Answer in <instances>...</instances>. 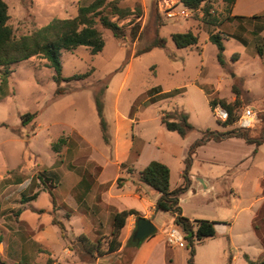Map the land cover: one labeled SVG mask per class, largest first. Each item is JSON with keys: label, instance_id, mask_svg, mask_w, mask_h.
Returning a JSON list of instances; mask_svg holds the SVG:
<instances>
[{"label": "rangeland", "instance_id": "rangeland-1", "mask_svg": "<svg viewBox=\"0 0 264 264\" xmlns=\"http://www.w3.org/2000/svg\"><path fill=\"white\" fill-rule=\"evenodd\" d=\"M6 1L11 18L9 23L17 35L43 26L53 18L73 17L75 6L87 2L80 0L76 5L70 3L52 11L42 0ZM135 2L140 3L143 10L139 21V40L119 41L109 30H103L104 46L98 54L91 55L85 47L60 51L63 80L54 81L51 78L52 69L39 57L13 65L11 71L1 79L0 124L6 126H0V206L10 218L7 221L14 232L19 231L20 226L12 214L31 206L30 203H20L22 196L39 195L53 186L37 176L54 173L57 176L56 184L66 177L67 182L73 185V174L81 177L89 173L93 176V189L82 203L75 201L76 188L71 192L59 184L57 192L61 199H52L57 209L52 215L64 225L67 239L74 240L80 232L81 223L70 222L74 235L64 217L72 214L79 203L83 212L87 213L83 215L88 219L85 231L93 239H90L91 242L100 240V249L104 251L114 210L106 202L100 203V193L107 186L103 189L94 180L100 174L101 165L114 160L115 134L124 131V136L132 139L135 146L131 158L120 162L118 168L113 164H104V178L118 172V177L107 180L109 184L113 183L116 187L118 178L132 177L144 190L154 193L140 183L137 174L130 169L136 170L149 160L167 161L170 184L173 186L178 182V168L183 169L185 160L189 158L190 174L208 178L212 186L207 192L194 187L195 180L191 177V187L180 196L182 199L178 205L181 209L198 213L201 219L225 225H217V234L213 239L200 245L195 242L193 255L187 245L176 248L173 251V264H189L190 261L193 264H229V256L239 252L241 254L232 264H247L243 253L256 261L260 246L250 225V215L253 205L258 204L257 181L261 171H264V134L262 145L253 155L252 146L234 140L208 142L200 150L196 148L191 157L188 152L190 145L200 139L205 131L222 133L236 129L233 125L223 126L214 117L208 104L211 99L228 103L237 98L240 108L254 109L255 124L241 131L251 138L260 137L264 125V0H236L230 14L221 0H211L207 3L209 12L216 18L218 26L206 24L204 21L207 17L201 9L181 14L177 0H122L120 6L132 7ZM169 11L173 15H168ZM228 14L230 17L226 19ZM29 15L34 16L35 20ZM17 20L22 21L17 23ZM188 31L197 36L198 43L190 48H177L171 34ZM211 34L221 37L224 48L222 65L216 59V46L208 41ZM157 36L164 39L163 47L134 55ZM258 48L263 49L262 55L257 53ZM87 71H91V74L86 78L66 79ZM57 90L60 92L58 96L55 95ZM97 100L101 104V117L98 115ZM176 111L186 113L188 122L194 127L184 138L166 130L160 122L161 116ZM25 113H35V120L23 125L20 117ZM59 138L68 141L70 149L64 147L58 156L51 151L50 145ZM205 158L217 162H203ZM235 159L243 162L235 165ZM130 160L135 162L131 164ZM45 198L48 199L37 200L34 205L49 208L50 198ZM261 207L263 212L255 224L264 235V206ZM26 218L31 220L30 217ZM149 220L155 232L150 238L137 242L140 246L174 225L165 228L171 223L172 215L160 210ZM135 221L131 228L126 226L122 231L119 237L121 246L114 254L90 259L78 244L75 245L77 254L91 264H127L134 249L125 248V244L134 230ZM48 231V246L62 261L60 264H68L63 261L64 241L58 228L50 226ZM229 237L233 242L230 248L227 243ZM157 242L158 239L154 241V247ZM154 247L151 251L147 249L150 252L147 253L150 259L147 264H159L157 260H151L157 252ZM26 250L30 255L44 253L45 258L49 259V252L40 246L28 244ZM72 252L76 262L83 264L79 255ZM39 253L34 255L36 263L42 259ZM263 261L264 253L258 263Z\"/></svg>", "mask_w": 264, "mask_h": 264}, {"label": "trees", "instance_id": "trees-1", "mask_svg": "<svg viewBox=\"0 0 264 264\" xmlns=\"http://www.w3.org/2000/svg\"><path fill=\"white\" fill-rule=\"evenodd\" d=\"M122 0H92L89 4L79 5L76 14L73 17L59 19L53 18L47 24L33 28L30 32L17 35L15 29L8 23L9 14L8 6L4 0H0V81L11 71V67L17 63L28 61L31 58L39 57L46 61V66L51 68L53 75L51 78L58 82L63 80L61 77L62 65L59 59V53L62 50H73L78 47H85L89 49L91 55L98 54L103 46V30H109L112 36L119 41L129 40L131 42L139 40L141 36L140 18L143 10L140 3L135 2L132 7L120 6ZM211 0H178V3L184 8L196 11L201 9L207 19L206 24L218 26L216 18L212 17L209 12V3ZM225 5L227 13L231 10L236 0H221ZM229 14L226 19H229ZM204 16V18H205ZM171 39L177 48H190L196 46L198 38L192 32L173 33ZM208 41L213 43L216 48L217 62L222 65L223 45L219 34H211ZM164 39L156 37L149 45L136 51L134 55H140L148 52L155 47H163ZM257 53L262 55L263 49L258 48ZM91 71H87L81 75H75L71 79H83L88 77ZM2 82V81H1ZM60 94L59 90L55 95ZM98 115L101 117V104L99 100L96 102ZM210 108L219 104L228 113V119L221 122L223 126L227 127L233 125L237 120L239 113L243 109L240 108V102L235 98L232 102H225L223 100L211 99L208 100ZM35 113H25L20 117L23 125L29 124L35 120ZM161 124L168 131L176 132L181 138H184L189 132L194 130V127L188 122L187 114L182 111H176L173 114H164L160 118ZM5 127V124H0ZM103 129V123L101 121ZM264 125L261 130L259 138H251L247 136L245 131L241 129H233L222 133H213L205 131L202 137L194 141L190 147L188 155L191 157L194 150L207 141L219 142L225 138L237 137L241 138L247 144H252L255 147L263 143ZM65 139L59 138L56 142L51 143V150L59 153L62 146L65 145ZM185 166L181 173L182 183L171 189L170 188V172L169 168L162 162L153 160L149 162L142 170L137 173L138 181L158 195L155 201V211H164L172 215L173 223L181 230L185 244L190 247L191 255H193V244L203 243L206 239L215 237V225L217 222L206 219L189 220L181 215L179 208L180 196L188 189L190 182L188 179V171L190 160L187 158L184 162ZM124 179L118 178L117 185L121 187ZM27 198L29 201L33 199ZM134 216L136 219L142 217L133 209H125L115 212L111 219V231L105 241V249L101 251L100 240L95 243L85 235L75 237L74 240H68L66 236V229L61 221L53 220L52 223L58 227L60 235L64 240H68L67 248L76 251L75 245H81L85 255L89 258L95 259L104 254H114L120 248L121 244L119 237L126 227L127 219ZM260 218L256 217L255 220ZM254 223L252 228L264 246V235L261 234L259 228ZM264 230V229H263ZM140 244L137 241H132L131 236L125 244V248L138 249ZM77 252V251H76ZM133 255V254H132ZM132 255L128 258L127 264L132 261ZM247 264H257L252 261L247 255L243 254ZM52 262V261H50ZM189 264H193L191 261ZM258 264H264L258 263Z\"/></svg>", "mask_w": 264, "mask_h": 264}, {"label": "crops", "instance_id": "crops-1", "mask_svg": "<svg viewBox=\"0 0 264 264\" xmlns=\"http://www.w3.org/2000/svg\"><path fill=\"white\" fill-rule=\"evenodd\" d=\"M4 1L6 2L7 6H8V2L6 0H4ZM42 1L45 5H49V7L52 9V11H57V10L61 9L63 6L68 5L70 3L76 5V3L80 0H42ZM86 1H87L86 4H89L92 0L91 1L86 0ZM177 2H178V0H177ZM77 7H78V5L75 6V14H76ZM50 16H52L51 13H50ZM29 17H32V19L35 20L34 16L29 15ZM10 19L11 18L9 16V21H10ZM9 21H8V23H9ZM19 21H22V20H17V23ZM115 137H116V139H115V144H114V149H113L114 160L104 162L101 165L100 174L94 180V181H97L98 186H101L103 189H104L105 185L107 186V188L105 190L102 189L103 191L100 193L99 201L102 204H103V202L104 203L106 202L107 204H109L110 206H108V207H110L114 210L113 214L115 212H119V211H122L125 209H133V210L137 211L140 214V216L145 217L147 219H152V217L156 214V211L154 208H155V201L158 197V195L155 191H154V193H150V192L144 190L142 188V186H140L138 183H136L135 182L136 180H134L132 177L124 178V181H123V184L121 187H118L117 185L115 187L113 185V183L109 184V182L107 180L108 179L110 180L111 178L118 177V172L112 177L104 178V174H103L104 164L105 165L106 164H108V165L113 164L115 167L118 168L120 162L125 161V160H129V158H131L132 149L135 146V143L132 139H128L124 136V131L120 134L119 133L115 134ZM229 140L238 141V142L244 143L246 145L252 146V148H253L252 149V155L258 150V147H259V146L255 147L252 144H247L241 138L230 137V138H225L219 142L207 141L204 144H202L201 146L197 147L196 150L198 151L201 148L205 147V145L208 142L220 143V142L229 141ZM64 147L67 150L70 149L68 141L65 143L64 146H62L59 153H56L58 156L61 154L62 149ZM50 149H51V145H50ZM236 159L238 160L239 158H236ZM237 160L234 162L235 165L243 162V160H240V161H237ZM135 161H137V159ZM135 161H133V162L131 161V164H133ZM151 161H153V160H149L148 162L143 163L140 167H137V169L134 171L137 173L138 171L142 170ZM202 161L207 162L209 164L217 162V161H215V159H209V158L202 159ZM161 162L164 163L169 168L167 161H161ZM183 169L178 168V171H177V174L179 176L178 182L173 186H171V184H170L171 189L179 186L182 183L181 173H182ZM190 171L191 170L189 168L188 179H189L190 185L188 188L191 187V181H192L191 177H193L195 180V182H194L195 186L194 187L198 186L199 188L204 189L206 192L208 190L212 189V186L209 185V179L208 178H205L202 176L191 175ZM169 172H170V169H169ZM73 175H74L72 177L73 185H71V183L67 182L68 179L66 177H63L62 180L60 179V182L58 184H56L55 179H57V176H55L54 173H52L49 176H47L45 174L43 176H40V177L37 176V178L40 179L41 181L48 182L49 185H53V186H51L50 189L43 190L39 195L37 193H35V194H32L31 196H28L26 198L22 196V198L20 199V203L21 204H29L30 203L31 206H25L23 209L16 210L12 214L13 218H15V221L20 226V230L17 232L13 231L12 226L9 224V221H7V220H10L9 216L7 214H5L6 211L0 206V264H60L62 262V261L60 262V258L56 257V255L52 252V250L50 249V247L48 246V243H47L48 242L47 232L50 233L48 231L50 226L51 227L55 226L52 223V221L53 220L60 221V220L56 219L54 217V215H52V212H55L57 210L56 208H54L55 205H54L53 200L55 199V197L57 198L56 200L61 199L59 192H57V188L59 187L60 183L63 184V186L71 192L75 191V188H76L77 189V195H76L77 200H75V201L76 202L79 201L80 203H82L85 196L89 195L93 189V184H92L93 182H91L93 176H90L89 173L83 174V175H81V177L76 176L75 174H73ZM169 183H170V180H169ZM32 196L34 197L33 199H31L29 201L26 200L27 198H31ZM45 197L50 198L49 208H46V207L42 208V207H38V206L34 205L37 200L39 201V200L44 199L46 201V199H48V198H45ZM181 199L182 198L179 199V204L181 202ZM256 199H257L258 204L253 205V207H252L253 210H252L251 215H250L251 228H252V224L254 223V220L256 219V217L260 216L261 215L260 213L263 212V210H262L263 207L259 208L261 205L264 206V171L263 170L261 171L260 177L257 181V198ZM77 204H78L77 207H75L72 210L73 213L68 214V216L64 217V218L68 221V224L72 227V233L73 234H74V227L70 224V222L73 221L74 223H78V224L81 223L80 224V227H81L80 232L78 235L74 234L75 236L85 235L89 239L93 240L90 237V235L84 229L85 227H87L88 219L86 218V216H83V215H87V213H86V211H84L85 212V214H84V212L82 210L83 208H80L79 203H77ZM258 208L261 210H259ZM54 209H55V211H54ZM180 211H181V215L186 217V218L188 217L189 220L201 219L199 217L198 213H196V212L191 213V211H186L183 208L182 209L180 208ZM25 214H26V216L24 217ZM32 216H35V218H36V216H38V217H37V219H35ZM26 217H30L31 220L27 219ZM135 219L136 218L134 216H130L127 219L126 226H128V228H131V224L135 221ZM215 222H217V224L215 225V232L217 234V230H216L217 225L222 224L224 226L225 224L218 222V221H215ZM171 224H174L173 219L171 220V223H169L168 225H165V228ZM253 232H254V230H253ZM164 233L161 235L156 234L151 240L141 244V246H139L138 249H135L134 252L132 253L133 254L132 255V261L130 264H138V263L147 264V262L150 261V259L147 258V253L153 249L154 241L156 239H158V242H157V244H155L154 248H156L157 252L152 257L151 260H153V261L157 260V262L159 264H173L172 263L173 256H174L173 251L176 249V247H170L166 244L164 237H163ZM40 234H41V237H38ZM59 235H60V231H59ZM36 237H38V241H41L42 243L36 241L35 240ZM60 238L63 239L61 237V235H60ZM148 238H150V237H148ZM213 238H211V239H213ZM256 239H257L259 246H260V254H259V257L256 261H254V260H252V261L258 263V260L260 259V257H262L264 252H263V244H262L261 240L257 236H256ZM206 240H209V239H206ZM63 241H64L63 246H62L63 247L62 252L64 255L63 261H65L68 264H78L76 262V258L74 256L72 250H69L67 248V243L65 242L64 239H63ZM227 241H228L227 242L228 247L229 248L232 247L233 246L232 239L229 237L227 239ZM203 243H201V244H203ZM28 244L40 246L44 250L48 251L49 252V255H48L49 259L45 258L46 256H44L45 255L44 253L37 252L35 254H38V253L42 254V259L38 260L36 263L34 261V255L35 254L32 253L30 255L26 250V246H28ZM185 247H186V245H185ZM147 249H149V251H147ZM74 252H76V251H74ZM76 254H77V252H76ZM149 254H150V252H149ZM240 254H241V252H239L237 254L230 255L229 256V260H230L229 264H232L233 261L235 260V258L237 256H239ZM243 254H245V253H243ZM78 255L79 254H77V256ZM78 258L82 260V261L81 260L80 261L83 262V264H91V263H88V261H84V259L80 255ZM90 259H92V258H90ZM50 261H52V262H50ZM259 263H262V262H259Z\"/></svg>", "mask_w": 264, "mask_h": 264}, {"label": "built area", "instance_id": "built-area-1", "mask_svg": "<svg viewBox=\"0 0 264 264\" xmlns=\"http://www.w3.org/2000/svg\"><path fill=\"white\" fill-rule=\"evenodd\" d=\"M187 11L188 9L181 6V14H185ZM167 14L173 15V12L169 11ZM212 111L214 117L218 121L225 122L228 119L227 111L224 110L219 104L214 106ZM255 119L256 113L254 112V109L245 107L239 113V116L233 126L234 128L247 130L253 127L255 124ZM164 240L170 247L184 248L186 245L181 230L175 224L167 227V230L164 233Z\"/></svg>", "mask_w": 264, "mask_h": 264}, {"label": "water", "instance_id": "water-1", "mask_svg": "<svg viewBox=\"0 0 264 264\" xmlns=\"http://www.w3.org/2000/svg\"><path fill=\"white\" fill-rule=\"evenodd\" d=\"M154 232L155 228L152 222L145 217H140L135 221V227L131 234V240L137 242L143 241L151 236Z\"/></svg>", "mask_w": 264, "mask_h": 264}, {"label": "flooded vegetation", "instance_id": "flooded-vegetation-1", "mask_svg": "<svg viewBox=\"0 0 264 264\" xmlns=\"http://www.w3.org/2000/svg\"><path fill=\"white\" fill-rule=\"evenodd\" d=\"M152 236V235H151ZM151 236H149V237H151Z\"/></svg>", "mask_w": 264, "mask_h": 264}]
</instances>
